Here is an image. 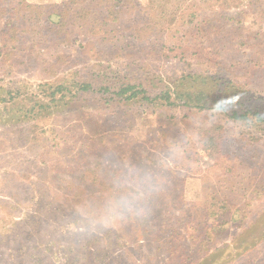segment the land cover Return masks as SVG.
I'll list each match as a JSON object with an SVG mask.
<instances>
[{
    "label": "rangeland",
    "instance_id": "1",
    "mask_svg": "<svg viewBox=\"0 0 264 264\" xmlns=\"http://www.w3.org/2000/svg\"><path fill=\"white\" fill-rule=\"evenodd\" d=\"M68 1L0 0V87L26 99L61 79L171 85L199 74L249 90L258 109L237 120L75 99L36 134L12 120L17 107H0V264H264V0L83 5L69 18L94 27L71 29L65 47L51 31L34 37L18 13ZM220 26L225 43L207 33Z\"/></svg>",
    "mask_w": 264,
    "mask_h": 264
},
{
    "label": "trees",
    "instance_id": "2",
    "mask_svg": "<svg viewBox=\"0 0 264 264\" xmlns=\"http://www.w3.org/2000/svg\"><path fill=\"white\" fill-rule=\"evenodd\" d=\"M86 1L87 0H69L68 3L70 6L67 5L65 8H60V5L58 4L54 5V7L33 6L31 9L29 4L24 3L20 4V12L18 13L19 16L21 15L23 17V20L26 23V28L31 30L30 33L33 34V36L36 34V31H38V33L40 31L41 36H45L51 31L52 36L45 37H50L57 43V45L65 47L71 29H82L84 26H89L90 29L94 27V25L91 24L92 18L80 22H78L80 19L76 16L72 19L69 18L68 13L71 10L83 9V5L85 8L88 7V9L92 8V10H97V6L105 5L103 6L105 7V10L108 11L109 9L110 13L113 14L116 13L113 11L115 7H118V9L120 8L118 5L112 6V3L108 2L110 0H104V2L101 0V3L103 4L97 2V0H93L91 3L86 4ZM3 12L4 8L0 6V15H2ZM55 17L58 18L57 21L54 20ZM102 21L101 25L106 22L104 20ZM202 22L204 23V21ZM45 31L48 33H45ZM87 31L89 33V28H87ZM21 33L23 32H17L15 35L16 38H19ZM27 33H29V31H26V34ZM207 33L210 34V37H213L211 39L224 38L222 40L223 43H225V39L229 38L228 35H231L228 34L229 32L223 26H220L214 34L211 29H209ZM231 39L227 41H230ZM102 77L103 75L100 76V80L97 81L99 83L83 78L72 79L67 82L62 81L64 79H61L57 81L55 85L49 87L51 92L45 97H35L34 95L24 96L31 101L29 102L30 104L27 105L23 104V102H26V99L20 96L17 89L6 90L5 88L0 87V107L4 108V112L5 109H10L12 106H15V108L17 107L16 109H11L12 111L10 113L13 116L12 120L21 123L28 121L26 124H31L32 126L30 132L33 128H36V134H38V130L41 129L39 126L41 119L51 120L54 117V111H58L62 105L75 103V99L77 103L79 101L89 102V98L95 97L93 102H90L95 108L106 106L111 110L109 112L112 113V111L121 109V106L125 104L130 105V107L138 104L148 108L153 106H181L193 108L198 111H205L208 109L212 110L213 105L217 101L224 98H231L232 104L224 113L231 117H235L237 120H249L252 117L251 108L258 109L256 105L258 100L251 94L246 95V93L250 92L249 90L240 89L232 82L218 79L216 77L215 79H210L207 76L199 74L191 76L190 79L177 77L171 79V85L164 81H159L158 84H154L153 80L147 81L145 79H134L133 81H130L119 78L112 81L110 79H103ZM153 88L156 89L152 91ZM193 88H205L206 91H195ZM239 109L241 110L239 111ZM255 115L259 114L257 113ZM6 118L7 117H3L2 121L6 120ZM258 121H264V116L259 115ZM35 138H37V135H35ZM207 145L211 150L215 151V147H210L215 146L214 139L210 138ZM209 148L206 149L211 151ZM252 243L253 241L247 244L242 250L240 248L236 249L238 252L244 251L245 249L250 248L253 245ZM228 251L232 253V251L234 252L235 250L230 249ZM214 259L215 257L212 255L206 262H212ZM218 263L220 264L221 262Z\"/></svg>",
    "mask_w": 264,
    "mask_h": 264
},
{
    "label": "clouds",
    "instance_id": "3",
    "mask_svg": "<svg viewBox=\"0 0 264 264\" xmlns=\"http://www.w3.org/2000/svg\"><path fill=\"white\" fill-rule=\"evenodd\" d=\"M251 92L246 93V95H250ZM232 100L231 98H224L219 101H217L211 110V113L214 115H217L222 112H226L229 109V106H231Z\"/></svg>",
    "mask_w": 264,
    "mask_h": 264
}]
</instances>
